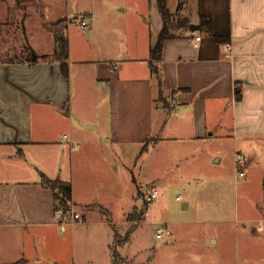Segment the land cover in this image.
I'll use <instances>...</instances> for the list:
<instances>
[{
	"label": "crops",
	"instance_id": "obj_1",
	"mask_svg": "<svg viewBox=\"0 0 264 264\" xmlns=\"http://www.w3.org/2000/svg\"><path fill=\"white\" fill-rule=\"evenodd\" d=\"M144 1L127 4L125 18V7L100 2L105 37L124 24L136 26L129 34L135 46L124 50L139 58L120 59L119 69L108 66L115 64L111 58L95 69H75V76L86 77L77 85L71 69L63 77L57 63L0 60V264H112L113 229L121 224L112 208L124 200L125 181L133 188L131 202L135 196L126 155L136 162L166 141L183 144V158L195 161L213 140L228 138L232 155L245 157V178L237 184L249 203L235 211L233 224L258 238L251 231L260 219L264 241V0H194L183 18L198 30L166 40L156 62L171 91L164 92L168 110L157 101L149 73V51L162 23L156 0V9ZM82 15L93 33V15ZM199 16L209 18L213 35L224 41L201 33ZM147 138L155 141L141 151ZM40 175L70 185L71 206L81 220L64 232L55 223L51 192L38 184ZM207 240L210 247L218 244Z\"/></svg>",
	"mask_w": 264,
	"mask_h": 264
},
{
	"label": "rangeland",
	"instance_id": "obj_2",
	"mask_svg": "<svg viewBox=\"0 0 264 264\" xmlns=\"http://www.w3.org/2000/svg\"><path fill=\"white\" fill-rule=\"evenodd\" d=\"M101 1L23 0L21 4H14L13 0H4L5 5H0V12L5 16L0 19V60H28L32 53L50 57L48 52L52 50V38L43 23L57 21L67 24L65 37L70 56L66 64L73 74L75 69H95L96 65L109 58L115 63L108 64L111 69L115 66L119 69L120 59L139 58L124 50L135 46L134 35L133 39L129 35L131 30L136 31L133 22L129 26L122 25L119 33L105 37ZM108 1L113 7H125V13L120 16L125 18L129 14L128 9L137 0ZM139 1L143 4V0ZM127 4L130 5L128 9ZM152 5L155 6L154 0ZM193 6L194 0L167 2L175 21L184 19ZM84 10L93 15V33L89 24L86 27L79 25ZM22 14L26 16L24 21L21 20ZM83 59L91 63L79 64L78 61ZM39 62L55 63L48 59ZM128 64L123 62L122 65L125 67ZM83 78L84 73L74 74L77 85L86 80V77ZM220 130L230 133L223 127ZM153 141L149 138L147 143L152 144ZM186 149L183 144L166 141L141 155L136 162L133 158L131 161L129 153L126 155L125 163L132 164V175L136 180L135 196L131 202L133 188L125 181L124 200L112 208L113 220L121 222L113 229L119 239L130 232L127 243L115 248L112 243V250L119 257L116 264H264L261 258L264 255L263 235L259 238L262 221L259 219L252 224L255 228L251 232H256L258 238H251L247 231L242 233L241 225L237 227L233 224L237 220L235 211L237 215L249 203L244 200L242 191H238L240 185L234 184L232 178V150L228 138L213 140L206 153L195 161L190 157L183 158L187 154ZM213 157L220 158V163L214 164ZM151 189L157 190L158 197L150 203L147 220L144 217V221L134 224L122 218V214L131 211L140 213ZM183 203L188 204L186 210L181 207ZM75 211L79 213L80 210ZM237 228L239 231H236ZM158 230H162L160 238L156 237ZM209 237L217 239L218 244L210 247ZM247 248H250V253L245 255ZM98 252H101L100 249Z\"/></svg>",
	"mask_w": 264,
	"mask_h": 264
},
{
	"label": "trees",
	"instance_id": "obj_3",
	"mask_svg": "<svg viewBox=\"0 0 264 264\" xmlns=\"http://www.w3.org/2000/svg\"><path fill=\"white\" fill-rule=\"evenodd\" d=\"M4 0H0L2 3ZM168 0H156L157 10L161 19L162 27L156 37V43L154 47L149 51V73L151 77L156 82L158 95L157 101L161 104L162 108L169 109V101L167 97L164 96V92H168L169 94L171 91H168L164 87V83L160 76V71L156 66V62L161 60L162 54V46L166 40H171L175 38H179L182 35L183 30H188L190 21L186 18L182 20L175 21V17L171 15L167 7ZM178 10V9H177ZM44 28L48 31L52 38V53L50 57L46 56H37L36 54L32 53V56L29 60L31 63H36L38 61L47 60L50 62H55L60 66V72L63 77H67V41L65 37V31L67 29V24L64 21H57V22H44ZM198 26L199 31L204 33L207 36L213 37L215 41H219L223 39L218 38L213 35L211 30L210 20L207 17H198ZM238 97V95H237ZM148 138L144 141L142 146V150H146ZM154 142V141H153ZM152 142V143H153ZM17 155H21L20 150H17ZM39 186L43 189H46L51 192L52 200H53V211L68 213L71 207V189L70 185L67 182H62L58 178L56 179H48L44 175H40L39 177ZM150 203L146 202L140 213H131L125 215L126 221L133 222L134 224L140 223L144 221V217L147 213L148 206ZM131 214H133L131 216ZM130 232L127 233L125 238L119 239L117 234L113 231V246L114 248L117 246H121L124 243L128 242ZM113 248V249H114ZM119 259L118 255L112 250V264H116V261Z\"/></svg>",
	"mask_w": 264,
	"mask_h": 264
},
{
	"label": "built area",
	"instance_id": "obj_4",
	"mask_svg": "<svg viewBox=\"0 0 264 264\" xmlns=\"http://www.w3.org/2000/svg\"><path fill=\"white\" fill-rule=\"evenodd\" d=\"M81 27H86L84 21H80L79 24ZM199 41V37L195 38V42ZM229 50V49H228ZM232 166H233V175L232 178L234 183H238L239 180L245 178V157L239 152H234L232 155ZM158 197V192L156 189H151L148 195L146 196V202H154ZM176 201H179V198H176ZM81 220V216L75 209L71 206L68 213L56 212L55 213V223L60 232H64L66 227L77 223ZM162 230H158L157 238H160Z\"/></svg>",
	"mask_w": 264,
	"mask_h": 264
},
{
	"label": "water",
	"instance_id": "obj_5",
	"mask_svg": "<svg viewBox=\"0 0 264 264\" xmlns=\"http://www.w3.org/2000/svg\"><path fill=\"white\" fill-rule=\"evenodd\" d=\"M189 29H190V31H196V30H198V27L194 26V25H190Z\"/></svg>",
	"mask_w": 264,
	"mask_h": 264
}]
</instances>
